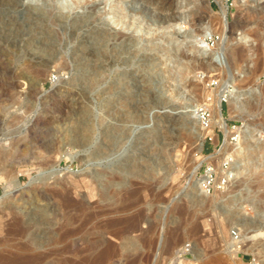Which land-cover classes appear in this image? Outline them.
Masks as SVG:
<instances>
[{"label":"rangeland","instance_id":"1","mask_svg":"<svg viewBox=\"0 0 264 264\" xmlns=\"http://www.w3.org/2000/svg\"><path fill=\"white\" fill-rule=\"evenodd\" d=\"M96 1V7L84 3L60 9L51 0H23V7L39 5L36 8L45 11L40 17L51 26L49 33L54 37L38 34L26 44L0 46V222L7 229L0 233L1 238H7L0 249L18 250L22 238L8 231L13 215L24 219L35 215L38 224L30 235L39 232V224L54 236L59 233L63 225L60 195L68 192L80 198L77 190V195L74 190H65L72 177L79 179L101 171L99 192L104 188L114 207L126 204L128 208L110 216H133L128 219L126 238H109L119 247L123 239L122 246L124 243L130 248H124L107 264H263L264 187L256 186L252 172L254 165L257 171L264 167V12L258 9L264 0H244L249 9L243 14H239L235 0H221L226 5L227 20L233 24L222 61L212 54L217 43L199 51L188 48V38H183L185 32L200 27L192 16L196 4L201 22H209L215 34L221 35L219 0H172L168 11L161 8L162 0H122L127 8L138 10L139 20L148 18L143 23L152 28L151 33L128 30L112 21L104 10L119 0ZM169 13L171 18L177 15L176 22L166 20ZM78 16L91 21L84 20L83 26L75 21ZM89 27L103 34L108 28L112 33L105 44H83L81 38L89 37L93 30ZM176 33L179 38H169ZM227 79L233 82L229 88L237 91L245 107L251 102L255 108L231 112L229 101L221 102L222 113L233 130L229 149H240L246 141L249 145L239 160L226 158L232 149H221L225 134L219 126L210 133L213 140H204L200 151L196 146L201 124L196 109L209 100L213 117L212 101L207 96ZM239 133V139H234ZM128 162L130 167H126ZM210 167L216 170L215 183L211 188H198L197 181L202 178L205 183ZM240 168H245L244 178L248 177L242 186L237 177L243 175H235ZM230 170L234 177L227 180L223 173ZM14 179L20 189L10 192L6 186ZM231 213L236 218L228 219ZM239 215L249 223L238 219ZM99 217L88 231L99 229L103 220ZM195 224L198 229L192 232ZM233 229H239L240 239L247 237L248 246L238 250L229 247V241H236ZM79 244L82 249L83 242ZM187 245L189 249L184 248ZM72 249L64 254L70 255Z\"/></svg>","mask_w":264,"mask_h":264},{"label":"bare ground","instance_id":"2","mask_svg":"<svg viewBox=\"0 0 264 264\" xmlns=\"http://www.w3.org/2000/svg\"><path fill=\"white\" fill-rule=\"evenodd\" d=\"M23 0H0V46L4 45V44H11V45H22L23 43H29L31 41H33V39H36V35L38 34H47L45 37L50 39L53 38L54 36H51V29L49 27H51L50 25L47 26L46 22L44 21L45 19H43L42 17H40V15L44 12H41L40 9H38L39 5L36 7H23ZM52 1V5L53 6H57L60 9H69L78 5H84V3L91 4L93 7H96L97 5V1L96 0H51ZM108 1V0H107ZM120 2H113L111 4L110 2V6L109 9H105L104 12L109 13L111 15V19L115 24H121L122 26L125 27V29H130L134 28L136 32L139 31H146L147 33H151V27L145 26V24L143 23L145 20H139V18H137L138 15V10L136 8H133L131 6H128V8L126 6L123 5V1L119 0ZM196 1V0H195ZM127 2V1H126ZM220 5H221V14L219 15L220 17V26H221V32L219 35L220 38L216 41L217 43V47L215 50H213L212 54L216 55L215 59H219L222 61V59L224 57H226L227 54V40L232 37L233 35V24L230 23L227 18H226V5L219 0ZM22 3V4H21ZM160 3V2H159ZM235 3L239 6L240 11L239 14H243L244 11L248 10L249 8H247V6L245 7L244 5V0H235ZM172 0H162L161 1V8L163 10H170L172 9ZM90 5V6H91ZM159 5V4H158ZM89 6V8H90ZM91 6V7H92ZM200 7V6H199ZM199 7L196 4V8L197 10L192 14L193 19L196 20V22H198L197 24L200 25V27H195L193 30H190L188 32H185L183 38L187 39L188 38V48H194L197 49L199 51H207L208 50V39L211 36L215 35V32L213 30V27H211L209 25V22H201L202 20V15L199 14ZM206 7V6H204ZM41 8V7H40ZM100 8V7H99ZM143 8V7H142ZM202 8V7H201ZM247 8V9H246ZM94 9V8H92ZM144 9V8H143ZM260 11V13L264 12V4L261 6V8H258ZM257 9V10H258ZM161 10V9H160ZM90 11V10H89ZM166 11V12H167ZM91 12V11H90ZM93 12V11H92ZM95 12V11H94ZM143 12V11H142ZM176 12V11H175ZM253 11H251L252 13ZM47 13V12H46ZM259 13V15H260ZM42 14V16H43ZM87 14V13H85ZM89 14V13H88ZM94 14V13H92ZM91 14V15H92ZM141 14V13H140ZM145 14V12H144ZM160 14V13H159ZM167 14V13H166ZM170 14V13H169ZM177 14V13H176ZM84 15V14H82ZM90 15V16H91ZM146 15V14H145ZM258 15V13H256V16ZM21 16H24L25 18L23 19ZM76 16V15H75ZM85 16V15H84ZM95 17V15H92L91 17ZM168 16V15H167ZM166 16V17H167ZM170 16V17H169ZM169 19H166L169 23H174L176 22V18L177 15L174 16L172 14V18H171V14L169 15ZM180 16V15H179ZM186 16V15H185ZM185 16H181V17H185ZM146 17V16H144ZM47 18V17H46ZM74 18V17H73ZM62 19V18H61ZM64 19V18H63ZM62 19V20H63ZM87 19V18H86ZM83 16H78L77 18H75V21H78L80 23L83 24L84 20L87 22ZM162 19V18H161ZM170 19L173 21H170ZM55 20V19H53ZM52 20V21H53ZM59 21V20H57ZM91 21V20H88ZM96 21V20H95ZM150 20H148L149 22ZM261 21V20H260ZM56 22V20H55ZM77 22V23H78ZM54 23V21L52 22ZM57 23V22H56ZM91 23V22H90ZM165 23V22H164ZM168 23V24H169ZM80 24V25H82ZM89 23L85 24L86 27ZM263 24V23H262ZM77 25V24H76ZM93 25V23H92ZM95 25V24H94ZM165 25V24H164ZM84 26V24H83ZM89 26V25H88ZM173 26V25H172ZM94 27V26H93ZM93 27H89V29H93L91 30L92 32H90V36L87 38H81V42L83 44H87L89 42H93V43H98L99 41H103L102 44H105L104 41L107 40L108 41V34L112 31L111 29H108L106 27L105 34H103L101 31L100 33H102V35L98 32V30H96ZM97 27V26H96ZM55 27H53L54 29ZM83 28V27H82ZM85 28V27H84ZM111 28V27H110ZM78 30H80L77 27ZM86 29V28H85ZM102 29V28H100ZM154 29V28H153ZM56 30V29H55ZM88 30V29H86ZM107 30V31H106ZM89 31V30H88ZM87 31V32H88ZM155 31V30H154ZM54 32V31H53ZM57 33V31H55ZM85 32V31H84ZM127 33V32H126ZM126 33H122L121 36L126 37ZM114 34V33H113ZM112 34V35H113ZM118 33H115L114 35H117ZM259 34V33H258ZM256 34L255 36L257 37ZM58 35V33L56 34V36ZM111 35V36H112ZM110 36V37H111ZM119 36V35H118ZM261 36V34L259 35ZM263 36H261L260 38H262ZM39 38V37H38ZM40 38H42L40 36ZM113 38V37H112ZM116 38V36H115ZM120 38V36H119ZM170 39H177L179 38L177 33L175 35H171L169 36ZM181 38V37H180ZM111 39V38H109ZM117 39V38H116ZM258 39V38H257ZM40 40V39H39ZM38 40V41H39ZM263 40V38H262ZM42 41V40H41ZM111 41V40H110ZM116 41V40H115ZM121 41V40H120ZM79 42V41H78ZM99 42V43H100ZM125 42V41H124ZM93 43H89V44H93ZM98 43V44H99ZM261 43V42H260ZM259 44V43H258ZM101 45V44H99ZM260 45V44H259ZM10 46V45H9ZM4 47V46H2ZM7 47V46H6ZM14 47V46H13ZM27 47V46H25ZM24 47V48H25ZM261 47V45H260ZM259 48V46H258ZM257 48V49H258ZM262 48V47H261ZM259 48V49H261ZM26 49V48H25ZM247 49V48H246ZM243 50L246 51L245 53L247 54V50ZM241 50V51H242ZM253 51H255L253 49ZM258 51V50H257ZM259 51H262L259 50ZM83 53V52H82ZM202 53V52H201ZM207 53V52H205ZM244 53V52H243ZM242 53V54H243ZM257 53V52H256ZM258 54V53H257ZM261 54V52H260ZM90 55V54H89ZM92 55V54H91ZM42 56V55H41ZM84 56V55H83ZM245 56V55H243ZM82 57V56H81ZM263 57V56H262ZM244 58V57H243ZM261 58V55H260ZM259 58V59H260ZM174 59V58H173ZM258 59V60H259ZM83 60V59H82ZM261 60H264L263 58ZM260 61V60H259ZM85 62V61H84ZM235 62V61H234ZM258 61H256L257 63ZM264 62V61H263ZM262 62V63H263ZM205 65V64H204ZM258 65V64H257ZM259 65H262L261 63H259ZM206 66V65H205ZM263 66V65H262ZM262 66L259 67V69H262ZM40 68V67H39ZM37 70V69H36ZM44 70L43 68L41 69V71ZM49 70V69H48ZM40 71V72H41ZM257 70H256V74H257ZM260 72V71H259ZM262 72L264 73V67ZM255 74V73H253ZM255 74V75H256ZM235 83V81H234ZM237 83V82H236ZM231 84H233V82H230L227 80L223 81L222 84L220 85V87L216 90L213 91L214 93L212 95H208L207 97L212 101V105H213V111H214V116L211 118L212 124H211V128L209 130V132H212L214 130L215 126H219L225 134V142H224V147L221 149H229V145H230V141H229V137L232 135L233 130L228 126L224 115L222 113V108H221V102L223 99H226L227 101H229L230 104V108H231V112H244L246 111L245 109H252L254 108V103L251 104V102L249 103L248 107H245L244 102L240 99L237 91L235 89H230L229 87L231 86ZM240 84V82H239ZM190 85V84H189ZM238 85V84H237ZM241 85V84H240ZM196 86V85H195ZM194 86V87H195ZM239 86V85H238ZM194 89V88H193ZM264 90V89H263ZM264 94V93H263ZM261 96V95H260ZM264 96V95H263ZM198 105V104H196ZM264 105V104H263ZM258 107V106H257ZM255 109V108H254ZM194 111V110H193ZM252 111V110H251ZM233 114V113H232ZM239 114V113H238ZM193 116V115H192ZM195 116V115H194ZM196 119V118H195ZM262 119V118H261ZM264 122V121H263ZM199 123V122H197ZM201 126V124H198V126ZM175 126H178V119L175 121ZM199 126V130L198 131V136H197V150L200 151L202 149L204 140H205V135H206V131L203 127ZM121 128V127H120ZM118 129V128H117ZM188 129V128H187ZM190 130V129H189ZM121 131V130H120ZM188 131V130H186ZM237 131V130H236ZM235 131V133H236ZM238 132H242V130H238ZM246 133V132H245ZM85 134H89L88 132H86ZM185 134V133H184ZM183 134V135H184ZM187 134L190 135H194V132H187ZM247 134V133H246ZM187 135V136H188ZM248 135V134H247ZM245 135L244 138L247 136ZM84 137V135L82 136ZM87 136H85L86 138ZM115 137V136H114ZM240 137V133L237 135V139H239ZM248 137V136H247ZM176 138V137H175ZM189 138V137H188ZM243 138V137H242ZM190 139V138H189ZM193 139V138H191ZM190 139V140H191ZM241 140V139H240ZM244 140V139H243ZM239 141V140H238ZM15 143V142H14ZM245 143V141H244ZM247 143V141H246ZM244 144L243 147L236 148V149H232V151L227 152L230 155L226 156V158L228 157H233L235 158V160H239L245 153H247L246 151L248 150V143ZM18 144V143H17ZM256 147L260 148L261 145L259 144H255L253 143ZM16 146V145H15ZM13 147V146H11ZM232 147V146H231ZM262 148V147H261ZM196 150V151H197ZM6 152V151H5ZM43 154V153H42ZM227 155V154H226ZM223 157V156H222ZM222 159V158H221ZM221 160L218 159L217 162H219ZM223 161V160H222ZM216 162V163H217ZM129 163V162H128ZM212 163V162H211ZM223 163V162H222ZM221 163V164H222ZM125 165V164H124ZM132 164L129 163L126 167H130ZM215 165V162H214ZM220 165V162H219ZM200 166V163L197 164L195 166V170L193 171V173L195 174L198 170ZM218 167V166H217ZM220 167V166H219ZM222 168V167H221ZM137 169V168H136ZM140 169V168H139ZM217 169V168H216ZM244 169L245 168H240L236 171V174H240L243 175L241 176V178L239 179L237 177V179L240 181L239 184H242L247 180V178L244 176L246 174H244ZM254 171L252 172L255 175V181L257 182L256 186L258 188H263L264 187V167L257 171V167H255L254 165ZM128 170V169H127ZM6 171V170H5ZM124 171V170H123ZM137 171V170H136ZM216 171V170H215ZM217 171H219V169H217ZM223 171V170H222ZM231 171V170H230ZM8 172V171H7ZM101 172V171H100ZM100 172H96L95 173H91L87 176H82V178L79 177V179H74L72 177L70 184H64V185H68L69 188L67 187L65 190L66 191H72V190H77L79 192V199H75L72 196V194H64L63 196L60 195L62 197L61 201L62 202V212L61 218L62 221L60 224H63L61 227V231L59 233H56V235H52L51 231H49V229H47L46 227H41V224H39V232H35L32 235H30L31 230L34 228V226H36L38 224L37 219H35V215H30L27 219L21 218L18 215H13L11 222L8 224V231L15 236H20L21 239L18 243V250H12V249H8V250H1L0 249V264H107L108 262H110L112 259L115 260L114 257L118 256L120 254V252H124L123 249L124 248H130V246L128 245H124L122 246V241L121 242V247L117 246L115 243L111 242L109 240V238L111 237H115L116 239L119 238V240H121L120 238H122L125 235V232H127V229H129V225L130 223H128V219L130 218L128 215L127 217H114V216H110L111 212H121V210H127L125 209L126 204L121 205V207H114L112 205V197L108 196V192L103 188V192H99V176L101 175ZM221 172V171H220ZM51 173V172H50ZM155 173V172H154ZM219 174V173H218ZM224 178H227V180H231V178L234 177L233 172H227L225 171L224 173ZM222 174V175H223ZM248 174V173H247ZM220 175V174H219ZM4 176V175H2ZM15 176V175H14ZM122 176V175H121ZM13 177V175H12ZM103 177V176H102ZM110 177V176H109ZM118 177V176H117ZM221 177V176H220ZM243 177V178H242ZM1 178H5V177H1ZM15 178L18 180L17 178V173ZM48 178V176H47ZM111 178V177H110ZM206 178V177H205ZM223 178V179H224ZM70 179V178H69ZM112 179V178H111ZM124 179V178H123ZM17 180L15 181V179L12 181L13 184H8L7 189L10 192H13L15 190L20 189V184L17 182ZM116 180V179H115ZM122 180V179H121ZM205 180V179H204ZM154 182V181H153ZM204 182H207V178ZM219 182V181H217ZM222 182V181H221ZM228 182V181H227ZM226 182V183H227ZM233 182V181H232ZM61 183V182H60ZM246 183V182H245ZM244 183V184H245ZM249 183V182H248ZM101 184V183H100ZM203 183V179H199L196 183L197 187L200 188V186H202ZM63 185V186H64ZM124 185V184H123ZM142 185V184H141ZM145 185V184H144ZM255 186V185H254ZM66 187V186H65ZM64 187V188H65ZM101 187V185H100ZM140 187V186H139ZM247 188V187H246ZM251 188V187H250ZM253 188V187H252ZM59 189V188H58ZM111 189V188H110ZM123 189V188H122ZM249 189V188H248ZM255 189V188H254ZM64 190V189H62ZM74 190V193L76 192ZM117 190V189H116ZM121 190V189H120ZM135 191V189H133ZM260 190V189H259ZM65 191V192H66ZM70 191V192H71ZM118 191V190H117ZM251 191V190H250ZM255 191V190H254ZM263 191V190H262ZM62 192V191H61ZM64 192V193H65ZM69 192V193H70ZM73 192V191H72ZM71 192V193H72ZM116 192V191H115ZM120 192V191H119ZM128 192V191H127ZM126 192V193H127ZM220 192V191H219ZM258 192V191H257ZM110 193V192H109ZM117 193V192H116ZM131 193V192H130ZM136 193V192H135ZM264 193V192H263ZM57 194H61L59 191L57 192ZM119 194V193H118ZM117 194V195H118ZM122 194V193H121ZM120 194V195H121ZM242 194V193H241ZM248 194V193H247ZM257 194V193H256ZM262 194V192H261ZM74 195V194H73ZM75 195H77V192L75 193ZM114 195V194H113ZM125 195V194H123ZM249 195V194H248ZM259 195V193H258ZM257 195V196H258ZM59 196V197H60ZM119 196V195H118ZM122 196V195H121ZM260 196V195H259ZM261 197V196H260ZM264 197V196H263ZM261 197V198H263ZM116 198V197H115ZM235 199V198H234ZM240 199V198H239ZM115 200V199H114ZM232 200V199H231ZM255 200V199H253ZM118 201V198H117ZM139 201V200H138ZM233 201V200H232ZM58 202V201H57ZM133 202V201H132ZM137 202V201H136ZM245 202V201H244ZM253 202V201H252ZM256 202L259 204V202H261L260 199H256ZM255 202V203H256ZM232 203V202H231ZM257 204V206H259ZM132 205V204H131ZM123 206V207H122ZM260 206H262L260 204ZM229 208V207H228ZM262 208V207H261ZM264 208V206H263ZM241 210V209H240ZM263 210V209H262ZM264 211V210H263ZM140 212V211H139ZM262 212V211H261ZM6 213V212H5ZM136 213V212H135ZM229 213V212H228ZM59 214V213H58ZM114 214V213H112ZM138 214V213H137ZM227 214V213H225ZM244 214V213H243ZM10 215V214H9ZM29 215V214H27ZM136 215V214H134ZM143 215V214H142ZM141 215V216H142ZM101 216L103 218L102 222L100 223L99 229H97V231H88L90 228L89 226L92 225V223L94 222V220ZM1 217V216H0ZM133 217V216H131ZM228 219H234L235 215L234 214H229ZM100 218V217H99ZM142 218V217H141ZM236 218V217H235ZM238 219H241L242 221H244L245 223H249L247 221L246 217L240 216L237 217ZM133 219V218H132ZM1 220V219H0ZM223 220V219H222ZM6 221V220H5ZM51 222V221H50ZM37 223V224H36ZM99 223V222H98ZM140 223V222H139ZM129 224V225H128ZM5 225V224H4ZM99 225V224H98ZM196 225V226H195ZM192 228L193 231L195 232L196 229H198L197 224H195ZM53 226V224H52ZM93 226V225H92ZM96 226V225H95ZM129 226V227H128ZM138 226V225H137ZM59 227V226H58ZM59 227V228H60ZM132 227V225H131ZM195 227V228H194ZM225 228V227H224ZM3 224L2 221L0 222V233L2 231H6L5 229L3 230ZM57 229V228H56ZM137 229V228H136ZM53 230V229H52ZM91 230V229H90ZM225 230V229H224ZM7 231V232H8ZM58 231V230H57ZM130 232V231H129ZM9 233V234H10ZM128 233V232H127ZM261 233V232H259ZM259 233H257L256 235H258ZM10 234V235H11ZM8 235V234H7ZM129 235V234H128ZM255 235V234H253ZM5 236V235H4ZM127 235H125L126 238ZM15 238V237H14ZM13 238V239H14ZM7 238H1L0 236V243H2ZM234 239V237H233ZM247 237H243L241 239H239L238 241H227L229 243V247H236V250L238 249H242L244 246H248L249 244L246 242ZM79 241L83 242V246L81 245L82 249L80 247H78ZM114 241V240H113ZM116 242V241H115ZM126 242V241H124ZM118 243V241L116 242ZM127 243V242H126ZM129 243V242H128ZM57 245L58 244V248L55 249L50 248L52 247V245ZM3 247V246H2ZM41 247H45L43 249H41ZM249 246L247 247L248 249H250ZM16 248V247H15ZM73 248V249H72ZM253 248V247H252ZM70 249H72L71 254H64L65 252L69 251ZM232 249V248H231ZM257 249V248H256ZM127 251V250H126ZM140 252V251H139ZM69 253V252H68ZM127 253V252H126ZM128 254V253H127ZM124 255L126 256V254L124 253ZM137 255V254H136ZM135 255V256H136ZM123 256V255H122ZM128 256V255H127ZM263 256V255H262ZM132 257V256H131ZM139 257V255H138ZM137 257V258H138ZM136 258V257H135ZM133 259L136 260V259ZM129 259V257H128ZM132 259V258H131ZM130 259V260H131ZM219 260V259H218ZM128 261V260H127ZM133 261H130L133 263ZM138 261V260H137ZM221 261V259H220ZM235 261V260H234ZM129 262V261H128ZM237 262V261H236ZM135 263V262H134ZM130 264V263H129ZM264 264V263H263Z\"/></svg>","mask_w":264,"mask_h":264},{"label":"built area","instance_id":"3","mask_svg":"<svg viewBox=\"0 0 264 264\" xmlns=\"http://www.w3.org/2000/svg\"><path fill=\"white\" fill-rule=\"evenodd\" d=\"M227 1H232V0H227ZM227 18V17H226ZM220 38L219 34H215L214 36H211L207 41L209 44L214 45L216 43V41ZM217 84L216 82H213L212 85ZM196 112L198 114V118L199 121L201 123V126L207 130L206 136H205V140H213L212 135H210L209 132L210 128H211V118H212V111H211V107L209 104V100L204 101L202 103H200L196 109ZM237 137V136H236ZM236 137H234V139H236ZM206 175L205 177L207 178V182H205L203 184V186L211 188L213 186V184L215 183V179L214 176L216 175V171L214 170V168L210 167L206 170ZM239 230V229H238ZM237 229H233L232 231V235L234 236V239L236 241H238L240 239V232H238ZM189 245H187L186 247H184L185 249H189L188 247Z\"/></svg>","mask_w":264,"mask_h":264}]
</instances>
